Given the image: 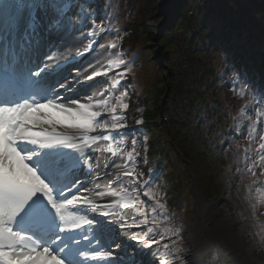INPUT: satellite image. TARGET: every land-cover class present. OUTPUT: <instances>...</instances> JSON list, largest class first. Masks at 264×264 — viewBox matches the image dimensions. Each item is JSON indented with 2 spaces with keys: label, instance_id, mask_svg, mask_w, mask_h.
I'll return each instance as SVG.
<instances>
[{
  "label": "snow or ice",
  "instance_id": "obj_1",
  "mask_svg": "<svg viewBox=\"0 0 264 264\" xmlns=\"http://www.w3.org/2000/svg\"><path fill=\"white\" fill-rule=\"evenodd\" d=\"M73 7L72 0H0V264H135L137 248L151 255V264H185L179 230L165 236L155 220L147 230H134L149 223L135 199L132 206L143 219L129 223L126 214L113 211L129 207V201L114 199L127 191L126 180L136 197L142 191L133 155L137 140L133 152L123 147L122 137L134 135L126 131L128 93L116 96L119 79L110 76L126 64L75 66L108 30L95 18L77 21L75 30L89 39L83 50L48 42L53 29L67 35L75 27ZM50 12L57 18L48 23ZM256 167L253 160L252 183L259 179ZM117 237L134 242L127 259L118 255L124 245ZM161 246L165 251L158 255Z\"/></svg>",
  "mask_w": 264,
  "mask_h": 264
},
{
  "label": "trees",
  "instance_id": "obj_2",
  "mask_svg": "<svg viewBox=\"0 0 264 264\" xmlns=\"http://www.w3.org/2000/svg\"><path fill=\"white\" fill-rule=\"evenodd\" d=\"M77 1L81 0H72L74 4ZM86 3L78 4L74 22L82 15V5L88 13L84 21L97 15L107 32L117 34L118 51L126 63L145 53L151 64L152 81L138 79L142 93L130 87L126 121L133 129L126 131L134 135H125L130 152L131 140H137L133 155L140 178L163 171L159 196L151 199L157 198L172 211L183 208L191 193L188 166L201 197L219 198L218 171L226 161L219 156L215 157L217 164L213 162L212 143L204 136L213 133L221 140L231 122L236 125L242 119L249 100L262 112L264 128V0H166V4L158 0H109L106 16L104 0ZM167 11L173 13L174 25H156ZM105 37L104 42L114 41ZM150 41L157 44L150 45ZM241 84L244 97L239 90L232 95V89ZM165 112L168 118L161 121L160 113ZM136 120L142 123L137 125ZM233 142L241 149L249 140Z\"/></svg>",
  "mask_w": 264,
  "mask_h": 264
},
{
  "label": "rangeland",
  "instance_id": "obj_3",
  "mask_svg": "<svg viewBox=\"0 0 264 264\" xmlns=\"http://www.w3.org/2000/svg\"><path fill=\"white\" fill-rule=\"evenodd\" d=\"M89 1L92 0L77 1L76 7L71 8L70 11L72 17L74 18L77 16L76 12L79 10L78 4H85ZM104 2L103 14L106 16L109 12V0H104ZM158 2L166 4V0H158ZM166 13L170 14V11H167ZM87 15L88 13L85 12L76 20V22L73 21V25L75 27L70 30L67 35H64L63 31H61L58 35L57 30L53 29L52 32H50L47 36V38L50 40V43L60 47L61 49H70L73 52L76 50H83V48L89 43V39L86 36H80L79 31H76L75 29H80V24L77 23V21L86 22L83 20V18L87 17ZM89 17L95 18L97 23L101 20V17L97 15H89ZM56 18L57 17L55 13L50 12L47 22L51 23ZM164 18L158 19L156 21V25H168L169 15L166 16L167 21L166 18ZM106 35L111 36V38L113 37L114 41L110 42L112 39H109V42H104L103 40L106 38ZM116 35L117 34L114 32L105 31L98 38H95L97 43L93 46V48L97 46L96 48L99 50L98 53L89 57H87L88 55L84 53L82 58L79 57L76 60L75 66L87 68V65L90 63L95 65L97 62H99L100 64L107 65L109 61L115 64L120 60H123L120 55L121 52L118 51V37ZM114 44L115 47L113 48L112 45ZM149 44H157V41H150ZM101 45H103V47H100ZM109 51L112 54L109 53ZM0 53L3 55L2 51H0ZM8 57L11 58V55L9 54ZM162 60L163 56H161V62ZM125 64L126 66L121 65L119 68H115L114 72L110 73V76H113L115 79H119V84L114 86V94L116 96H119L121 91H127L128 95L125 98V102L127 103V99L130 97V87L133 88L134 86L135 90L140 95L142 93V85L139 83L140 80L138 81V79L145 77L148 82H151L153 79V71L150 68L151 64L148 62V56L145 53L135 56L129 62H125ZM88 71H91V69H88ZM166 71H168L167 67L165 68V75ZM121 72L124 73L123 78H120L118 75ZM127 78H129V81H126ZM97 80L105 84H112V80L107 78L98 77ZM241 85L242 86L237 88V90L232 89L231 94L236 95V92L239 90L241 95L244 91L243 89L245 88L243 84ZM165 95L166 94H164L163 97ZM247 104L249 105H246V113L243 112L242 119L236 125H234L232 121L231 124L225 129L228 133L225 134L221 140L215 139L213 133L211 135L207 134L206 137L204 136V138H206L209 143H212L210 145L211 149H209L212 150V158L214 157L213 162L217 164L215 157L219 156L226 161V164L219 166L218 171V177L221 183V196L219 198L216 200L204 199L201 197L198 191L195 190L194 187L191 188V185L189 184V191L191 193L185 199L183 208H181L179 211L169 210L165 208L164 205L160 204L157 198L152 197L151 199V196L156 194L158 195V193L161 191V186L164 183L163 171L161 170L160 172L151 175L152 184L151 187H149L151 189L150 195H144V192H147L149 188H143L144 180L142 179L144 178L139 177L142 191L138 197H136L135 193H133L132 187L128 185L129 183L126 180L123 187L127 189V191H121L120 196L114 198H122L129 201L128 208L120 207L113 209V211H116L122 215L126 214L129 223L133 222V218L143 219V217L139 216L137 207L132 206V201L134 199L137 201V205L140 210L147 214L149 223L146 226L142 225L140 228L134 229L136 231L147 230V228L153 227L152 220L156 221L155 227L165 236L170 235L171 231L179 230L181 236V246L184 249L185 264H192V262H188V256L195 248L196 234H194V231H192V227L197 224L199 220V214L197 212L198 209L196 210L197 201H200V203L204 206L207 211L206 215L210 217V220L215 228H228V233L231 236L242 234V236L245 238L243 243H251L252 245H255L251 263L256 262L257 264H264V177L262 174L264 173V168L259 167L260 156L264 155V152H259V144L264 143V141H260V136H264V128L261 127L259 130L257 129V126L259 125V116L262 114V112H260L259 109H256L255 102L249 100ZM159 117H161V121H165L168 118V114L166 112L160 113ZM247 117H249V120L251 121L247 122ZM253 127H255L256 131L253 134L254 137L252 136L250 138L249 131H251ZM201 131V128L198 129L196 131V135L200 134ZM237 139H247L249 140V143L240 149L237 148L233 142ZM250 139L253 141H250ZM123 147H125L124 144ZM126 158L127 157H125V159ZM253 160L257 162V167L254 168L253 171L256 172L257 176H262V178L260 177L255 183H252L255 178L248 171V168L251 167ZM187 174L190 175V172H187ZM191 184L194 185V182H191ZM102 190L109 191L110 189ZM69 211H72V209H69ZM228 217L232 218V221L229 222ZM117 239L128 247V249L123 250V257L128 258L129 254L132 253V250L135 247L134 242L123 237H117ZM157 239H159V237H157ZM114 242L115 241H113V243ZM168 242L169 241L166 239L162 243ZM138 250L139 249L137 248L135 252ZM153 251H155V249H153ZM164 251L165 250L163 246H161L158 255ZM132 259L137 260L135 254L132 256Z\"/></svg>",
  "mask_w": 264,
  "mask_h": 264
},
{
  "label": "bare ground",
  "instance_id": "obj_4",
  "mask_svg": "<svg viewBox=\"0 0 264 264\" xmlns=\"http://www.w3.org/2000/svg\"><path fill=\"white\" fill-rule=\"evenodd\" d=\"M187 169L193 183L195 181L193 173L189 166ZM190 185L191 188L194 187L191 183ZM197 209L199 220L192 227V231L196 234L195 248L190 252L188 262H192V264L256 263H251L255 245L243 243L245 238L242 234L231 236L228 233V228H215L200 201L196 202ZM228 221H232V218L228 217ZM123 250L124 246L120 249L119 256H124ZM69 258L71 259V256Z\"/></svg>",
  "mask_w": 264,
  "mask_h": 264
},
{
  "label": "water",
  "instance_id": "obj_5",
  "mask_svg": "<svg viewBox=\"0 0 264 264\" xmlns=\"http://www.w3.org/2000/svg\"><path fill=\"white\" fill-rule=\"evenodd\" d=\"M165 15H169V17H170V21H171V25H174V23H175V19L172 17L171 12H170V14L165 13ZM166 73H167V71H166Z\"/></svg>",
  "mask_w": 264,
  "mask_h": 264
}]
</instances>
